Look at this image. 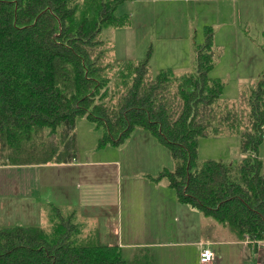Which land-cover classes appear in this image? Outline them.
Segmentation results:
<instances>
[{
  "label": "trees",
  "instance_id": "obj_1",
  "mask_svg": "<svg viewBox=\"0 0 264 264\" xmlns=\"http://www.w3.org/2000/svg\"><path fill=\"white\" fill-rule=\"evenodd\" d=\"M125 1L133 0H0L4 164L71 161L81 117L102 127L101 145H120L145 129L175 162L174 169L147 177H166L179 203L258 247L264 241V159L258 151L264 71L242 93L244 119L237 106L222 102L224 79L210 74L221 56L210 25L195 44L194 72L165 67L152 74L149 57L109 59L112 50L102 33L131 25L130 13H117ZM224 132L240 135L242 157L200 160V137ZM46 215L48 226H0V264H158L149 246L136 248L128 260L118 245L101 243L96 231L85 233L74 210L63 214L50 203Z\"/></svg>",
  "mask_w": 264,
  "mask_h": 264
},
{
  "label": "rangeland",
  "instance_id": "obj_2",
  "mask_svg": "<svg viewBox=\"0 0 264 264\" xmlns=\"http://www.w3.org/2000/svg\"><path fill=\"white\" fill-rule=\"evenodd\" d=\"M214 6H216V3L210 0L125 1L119 5L117 13H130L132 18L131 26L123 28L107 27L103 30L102 38L109 43L112 50L108 58L110 59L112 56L118 61H124L128 58L140 61L149 57L151 73L154 74L161 68H167L170 63H175V65L183 63L181 60H184L185 55L189 53L191 67L185 70L194 72V47L196 43H201L203 41L201 30L198 28L201 27L199 26V21L209 17L218 21H222L223 19V16H216L210 10ZM199 9L202 10L199 12ZM220 18L221 20H219ZM252 25L256 24L253 23ZM195 27L198 28V34H196V30H194ZM222 39H224L223 35L221 39L218 38L217 40L222 41ZM186 41L188 42V47ZM223 51L224 48L221 46V52ZM224 53L227 54L229 52ZM177 71L180 72L179 70ZM223 72L222 69H213L211 71L212 75H221V78H223L226 83L221 98L222 102L225 101L234 104V106L239 108L236 109L242 113L243 117L247 116V106L242 100V93L246 89V85L251 81H258L259 76L248 78L234 75L224 76L222 75ZM246 118L247 117H244V119ZM135 131L146 132L148 137H146L144 133L136 134ZM135 131L120 145H101L100 138L103 136L102 127L97 126L94 122L89 121L85 117H81L77 119L73 132L75 136L74 155L77 157L78 161H86L88 163L95 162L98 164L94 166L88 165L86 169H88L89 173H91L90 170L92 168L99 167L103 168L105 172H108L109 168L112 167V172L115 174L114 177H109L107 175L103 176L100 180H96L94 184H96V186L99 184L98 187H100V184L105 186L108 182H112L116 192L114 193L116 199L122 198L123 204L126 200V194L128 195L129 188L131 191L136 183H139L148 176L147 174L151 172L157 175L158 172L164 168L174 169L175 165L171 152L166 145L159 142L156 137L145 129H137ZM240 141V135L236 132H224L222 134L200 137L198 147L199 159L205 160L212 158L222 159L224 161H238L242 157ZM258 151L264 159V139L259 145ZM101 162L109 163L100 166ZM5 165L7 164H4L0 156V226L16 223L23 224L19 216L25 219L26 215L23 213L25 212V207H19L16 204L17 200H21V198L16 197L15 202L14 197H7V193L16 188V182L18 181L15 176L17 173L22 172V169L18 167H7ZM58 168L59 167L48 165L37 167L36 170L44 175V178H48V176L50 177L51 175L57 174L59 172ZM59 173L63 174H60L61 177L64 176V172L61 171ZM162 180L168 183L166 177L162 178ZM6 182H8V184ZM45 183L49 184L47 187L52 188V186H50V181H45ZM92 184L91 181L86 180L87 187L89 185L90 187H95V185ZM117 189L119 194H117ZM171 190L175 192L172 187ZM31 198L34 202V206L39 209V205H37L39 196L33 195ZM42 200H46V198ZM5 201L7 205H5ZM44 206L45 205H43V207ZM43 207L41 212L38 210V212L34 213L36 217L35 221L39 225L48 226L49 222L43 211ZM61 207L63 209V214L69 212L67 207ZM107 208L108 206L106 209ZM73 210L74 209H70V211ZM89 210L91 211L92 208ZM93 210L96 211V207H94ZM94 211L85 212L89 220L88 225H92L94 221L96 223V213ZM196 212L199 211L196 210ZM183 218L187 219L189 223L183 221L184 226L182 229L179 225L181 220L178 221L177 218L173 217L169 219L166 227L167 236L163 241H172L176 239L175 241L177 242H184V246H149L151 251L156 255L158 264H199L196 254V243L200 240L207 239L208 221L216 226L222 239L227 240L231 237H237L236 233L230 229V227L216 221L212 217L203 216V221L202 217H200L201 219L199 218L200 221H198L197 218L191 215H185ZM194 240L197 241L194 243L185 242ZM103 241L106 240L103 239ZM245 242L244 244L239 243L230 246L220 243L218 245V250L221 256L216 264H237L236 260L232 259L231 253L233 252L234 255H236L239 250L240 253L243 254L240 259L241 261L243 260L244 264H264V247H256V250H254V246L245 245ZM246 246L248 247V251L245 250ZM134 249V247L125 248L123 252L124 257L130 260Z\"/></svg>",
  "mask_w": 264,
  "mask_h": 264
},
{
  "label": "crops",
  "instance_id": "obj_3",
  "mask_svg": "<svg viewBox=\"0 0 264 264\" xmlns=\"http://www.w3.org/2000/svg\"><path fill=\"white\" fill-rule=\"evenodd\" d=\"M133 1L136 2L138 0ZM210 1L216 3V6L210 10L216 16H223V19L222 21H218L211 17L204 18L199 21V26L201 27L198 28L201 30V37L204 41L205 26H212L214 29L215 45L219 48H221V46L224 48V51L221 52V56L213 69H222L224 71L222 75L224 76L234 75L243 78L260 76L264 71V52L262 49L264 34V0ZM200 10L202 9L198 11L200 12ZM219 20H221V18ZM253 23L256 25H252ZM198 28L195 27L194 29L196 30V34H198ZM222 35L224 39H222V41L217 40L218 38L221 39ZM186 45L188 47L187 41ZM224 52L229 53L226 54ZM189 58L190 54L188 53L185 55V59L181 60L183 63L179 65L170 63L167 67H172L179 71L185 70L191 67V59ZM210 74L212 75L211 72ZM212 76L221 77V75ZM135 133H144V135L148 137L146 132L135 131ZM260 157L262 156L260 155ZM94 163L95 162L88 163L86 161H78L75 156L73 160L66 163L18 166L5 165L7 167H18L22 169V172L17 173L15 176L18 181L16 182V188L7 193V197H14L15 202L16 197L21 198V200H17L16 202L19 207H25V212L23 213H25L26 217L22 219L19 216L22 220L21 222L23 224H37L34 213L38 212V210L41 212L43 205H45L43 211L46 214V207L49 206L50 203H54L59 207L63 206L67 207V209H74L73 220L84 227L85 233L96 231L101 243L118 245L123 253L125 248L133 247L136 249L142 246H184V242H177L175 241L176 239L172 241H163L167 236L166 227L169 219L173 217L177 218L178 221L181 220L179 223L181 229L184 226L183 221L189 223L187 219L183 218L185 215H191L197 218L198 221H200V217H202L203 221L204 215L201 216L202 214L196 212V210L185 204L179 203L176 199L175 192H173L169 184L163 182L162 179L156 181L149 177H145L144 180L136 183L131 191L129 188L128 195L126 194V200L123 204L122 198L116 199L114 194L116 192L112 182H108L105 186L100 184V187H98L99 184L97 186L94 184L96 180H100L103 176L107 175L109 177H114L115 174L112 172L113 168H109L108 172H105L103 168H92L90 170L91 173H89L86 167H88V165H98ZM106 163L109 162H101L100 166L107 165ZM48 165L59 167V172H64V176L61 177L60 174L62 173L58 172L50 177L48 176V178H44V175L36 170L37 167ZM149 174L153 173L150 172ZM86 180L91 181L93 183L92 185H95V187H90V185L87 187ZM45 181H50V186H52V188L47 187L49 184H46ZM6 183L8 184V182ZM117 194H119L118 189ZM33 195L39 196L37 204L39 205V209L34 206V202L31 200V196ZM45 198L46 200H42ZM5 205H7L6 201ZM107 206L108 208L106 209ZM94 207H96V211L93 210ZM90 208H92L91 211L89 210ZM92 211L96 213V223L94 221L92 225H88L89 220L85 212ZM217 230L218 229L212 222H207V239L200 240L196 243V254L199 264H216L221 256L218 250V245L220 243L230 246L239 243L244 244L246 241L245 245L254 246V244L249 243L248 240H241L238 237H231L224 240L220 237L221 235H219ZM103 239L106 241H103ZM196 241L197 240L185 242L194 243ZM260 245L258 247H264ZM204 246H209L214 251V259L208 263H202L200 261V251ZM135 249L132 251L133 253ZM253 249L256 250L255 246ZM245 250L248 251L247 246ZM231 256L232 259L236 260L237 264H240V262L244 264L243 260L241 261L240 259L243 256L240 250L236 255L232 252Z\"/></svg>",
  "mask_w": 264,
  "mask_h": 264
},
{
  "label": "built area",
  "instance_id": "obj_4",
  "mask_svg": "<svg viewBox=\"0 0 264 264\" xmlns=\"http://www.w3.org/2000/svg\"><path fill=\"white\" fill-rule=\"evenodd\" d=\"M260 244H264V241H260ZM214 259V251L209 246H204L200 251V261L202 263H208Z\"/></svg>",
  "mask_w": 264,
  "mask_h": 264
}]
</instances>
